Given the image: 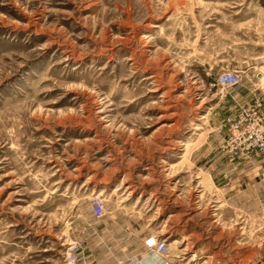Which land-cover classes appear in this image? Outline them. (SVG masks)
<instances>
[{"label":"rangeland","instance_id":"obj_1","mask_svg":"<svg viewBox=\"0 0 264 264\" xmlns=\"http://www.w3.org/2000/svg\"><path fill=\"white\" fill-rule=\"evenodd\" d=\"M231 71L264 87V0H0V264H264Z\"/></svg>","mask_w":264,"mask_h":264},{"label":"built area","instance_id":"obj_2","mask_svg":"<svg viewBox=\"0 0 264 264\" xmlns=\"http://www.w3.org/2000/svg\"><path fill=\"white\" fill-rule=\"evenodd\" d=\"M241 82V73L231 71L220 74L212 86L238 87ZM219 128L226 132L219 148L231 166V170H236L243 161L264 162L263 96L255 95L254 100L250 103H237V111L227 116ZM93 212L97 218L103 215L104 202L99 197L93 201ZM144 244L152 256L153 263L151 264H167L164 258L169 253L166 239L151 235L146 238ZM237 264L242 263L238 262Z\"/></svg>","mask_w":264,"mask_h":264},{"label":"crops","instance_id":"obj_3","mask_svg":"<svg viewBox=\"0 0 264 264\" xmlns=\"http://www.w3.org/2000/svg\"><path fill=\"white\" fill-rule=\"evenodd\" d=\"M260 74H261V77L263 78L264 77V73L263 72H260ZM259 79H260V77H259ZM240 86H238L236 88V90H238L239 96L241 97L239 99H242L243 100V101H240V102L250 103V102H252L254 100L255 95H261V96L264 97V87H261V86H258V87H247V86H243V88H241ZM227 101L231 102V100H227ZM229 108H230L229 110L231 112L233 111L231 114H233V113H235L237 111V109L233 108L232 105ZM229 110H227L225 113H227ZM213 161H214V164H220L222 166H225L226 165L225 158H221L220 156H218L217 154H214V153H213ZM184 239H182V242H184Z\"/></svg>","mask_w":264,"mask_h":264}]
</instances>
